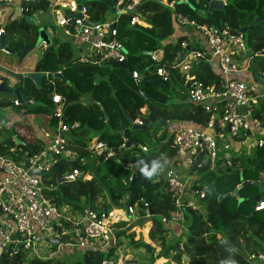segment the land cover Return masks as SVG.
Listing matches in <instances>:
<instances>
[{"label":"trees","instance_id":"trees-1","mask_svg":"<svg viewBox=\"0 0 264 264\" xmlns=\"http://www.w3.org/2000/svg\"><path fill=\"white\" fill-rule=\"evenodd\" d=\"M82 1L93 22H100L110 11L108 3L111 0ZM7 2L8 0H0V5ZM48 8L49 1L40 0L38 3L27 6L26 12L4 25L5 45L18 56L20 51L15 45L16 42L26 48L34 46L38 29L26 23L22 16H32L37 11L44 12ZM176 11L201 25L230 27L239 31L240 28L249 26L257 17L264 21V0L226 1L222 10L212 12H207L206 0H187L178 3ZM202 11L205 13L202 14ZM140 17L146 26H129L132 17L126 13L119 16L115 26L117 38L127 51V68L111 66L108 63L93 64L81 61L79 56L74 54L69 41L55 40L56 48L42 54L34 69L44 74L41 84L44 88L49 87V96L41 93L29 79H24L13 87H19L23 99L30 98L42 104H30L25 112L33 115H47L51 127L56 123V118L52 116L55 105L50 97L55 90L63 98L64 122L79 124V127L70 135L72 148L78 155L77 159L73 162L64 159L50 168L45 176L48 177L46 182L53 188L47 190L46 194L53 199L59 209H66L74 218H77L85 207L95 210L111 207L123 211L135 206L137 216L141 217L137 223L144 221L151 223L148 236L156 243L155 245L160 247L159 253L154 256V247L143 242L142 239L135 241L133 235H129L127 231L131 226L123 229L127 221H119L113 226L118 229L117 238L130 237V243L135 248H143L151 254V262L155 258L164 257L175 264H249L245 260L247 255L264 252V209L256 210V202L251 200L252 197L260 195V200L264 202V190L260 192L257 186L252 185L241 188L237 198L224 199L221 204V213L217 211L218 195L231 193L242 181H258V173L264 172V145L254 147L249 155L233 159L227 165L220 164L216 169L210 170L209 164L203 163L200 168L196 167L192 170L194 188L204 192L201 205L204 207L205 214L196 209H189L185 213L184 243L166 246L163 235L166 232L164 222L169 218L173 204L162 176L166 167L165 159H171L175 155L171 146L172 133L167 132V127L172 121L193 127L205 125L210 120V114L206 113L201 106H195L188 101L180 73L171 71L168 80L162 82L154 72V60L144 54L162 51L161 62H163L170 61L180 49L181 41L187 37L184 34L175 37L174 26L177 23L173 13L156 1H147L141 6ZM243 37L252 54L261 53L264 50V28L261 24L249 26ZM58 71L62 72L66 80L45 75ZM133 71L141 75L142 81L138 86L132 80ZM192 72L205 84L220 83L215 71L203 61H198ZM249 72L254 82L261 80L260 73L262 72L264 76V56L258 55L253 58ZM2 80L8 87L7 80L5 78ZM51 84L55 85L54 89L51 88ZM140 90L145 97L139 94ZM6 95L7 98L0 100V107L14 105L16 98L11 94ZM155 99L164 100L166 103H158ZM142 108H146L145 113H141ZM151 117L156 120L154 124L150 123ZM253 117L261 121L264 126V96L254 104ZM137 119L143 125H148L145 130H147V136L154 141V146L143 144L141 138L134 135L132 130L128 133L127 139L132 146L114 153V158L122 164L134 165L139 180L133 184L129 182L125 188L108 187L106 189L105 175L97 177L94 173H89L91 175L89 180L59 182L60 177L74 168L86 171L85 163L82 161H85L91 153L89 147L93 139L97 138L111 149L121 148L125 140L118 132L131 128ZM159 121L167 122V126L163 128ZM16 126L13 125L9 130L0 128V154L19 158L37 153L42 146L37 138L33 137V140L28 141L17 136L22 143H16L12 136ZM244 137L242 136L240 140ZM143 148L146 149V153ZM12 150H15L16 155ZM145 157L148 158L146 166L149 169L153 165L156 166V173L150 178L145 177L141 171L143 168L138 167ZM97 158L98 161H103L102 156ZM95 168H91L92 172L98 173V167ZM104 190L108 193V201L103 200ZM146 208L150 214L149 217H145ZM250 217H254L257 223L246 227V221ZM61 243L71 242L68 239H62ZM180 244H183L182 249L179 247ZM51 248L54 251L57 249L53 246ZM113 252L114 250L105 253L85 249L80 260L70 263L55 256L26 261L21 252L13 255L5 253L0 257V264H103L111 260L114 256ZM111 261L116 262L115 259ZM259 264H264V261Z\"/></svg>","mask_w":264,"mask_h":264},{"label":"built area","instance_id":"built-area-1","mask_svg":"<svg viewBox=\"0 0 264 264\" xmlns=\"http://www.w3.org/2000/svg\"><path fill=\"white\" fill-rule=\"evenodd\" d=\"M39 1L16 0L18 13L26 12L27 6ZM113 1L112 9L115 13L109 22L91 21L82 0H54L49 7L56 13V24L63 35L79 44L77 47L80 60L93 64L126 62V54L123 52L125 48L117 38L115 26L121 14H129V11L141 3L156 1L164 5L173 13L175 22L187 28L184 33L187 38L181 41L180 49L170 61L161 62L162 57L158 62L156 57H151L155 62L154 72L157 78L166 82L171 71L180 73L188 101L195 106H201L210 114V120L205 125H184L173 131L171 146L175 155L171 159H165V183L173 209L164 226H182L185 224V213L189 209L204 213V207L201 205L204 192L196 190L193 185L191 172L194 168L208 163L209 169L213 170L220 164L227 165L233 159L249 155L254 147L264 145V137H261L264 135V126L253 117L254 104L264 96L260 85L237 78L241 73L248 71L252 58L261 53L252 54L243 34L238 30L201 25L177 12L176 5L187 0ZM11 2L8 0L6 6ZM131 17L129 26H146L140 15ZM1 20L0 16V22ZM3 33V26L0 25V35ZM80 47L87 52L86 55ZM45 48V45H40L36 49H41L43 53ZM198 61L207 63L215 70L220 79L219 84L208 85L196 77L192 71ZM56 73L63 75L61 71ZM131 76L134 84L138 86L142 81L139 72L133 71ZM2 79L0 77V83ZM54 87L55 85L51 84V88ZM139 94L145 97L142 90ZM50 97L55 105L52 116L56 118V123L43 132L42 138L39 139L42 144L40 150L32 156L19 158L0 154V257L5 253L13 255L21 252L26 261L34 258L44 259L45 254L42 251L46 245L51 247L47 239L53 237L58 238L60 244L62 239H68L72 245L83 249L114 250L118 243V229L113 225L122 220L129 222L136 217L133 210L135 206L124 211L116 208L95 210L85 207L77 218L70 214L68 217L66 209H59L46 194L47 190L53 188L46 182L48 177L45 176L50 168L64 159L73 162L78 156L72 148L70 135L79 124L65 123L63 98L55 90ZM18 105L15 101L14 106ZM145 111L146 108L141 109V113ZM134 123L143 124L139 119ZM242 136L245 137L240 140ZM247 137H253L254 143L242 146ZM89 150L95 156H102L103 160L114 157L111 148L99 140ZM144 150L146 151L145 148ZM12 152L15 153V150ZM62 177L66 182L91 179L88 172L79 168H74ZM257 182H264L263 171L258 173ZM263 209L264 202L259 200L256 210ZM149 216L146 208L145 217ZM182 245H179L180 249ZM245 260L249 264H259L264 261V252L247 255ZM110 264L125 263L124 259L119 258Z\"/></svg>","mask_w":264,"mask_h":264},{"label":"crops","instance_id":"crops-1","mask_svg":"<svg viewBox=\"0 0 264 264\" xmlns=\"http://www.w3.org/2000/svg\"><path fill=\"white\" fill-rule=\"evenodd\" d=\"M11 1L12 2L9 6L14 7V10H12V11L9 9V6L2 7V5H0V12L2 14V15H0L2 17V20L0 22L1 26L6 25L12 19L19 17L18 7L16 5V0H11ZM46 31L49 33L50 37L52 36L51 39L53 41V48H55L57 45L55 43L58 42V41L55 42V39H57L56 35L53 33L50 34V31H48V30H46ZM63 41H66V40L63 39ZM78 47H76L77 50H79ZM82 49L83 48L80 47V50H82ZM1 52L3 53L0 55V65L1 66L5 67L7 69H10L12 71L18 72V73H24L27 71H31L30 69H31V65H32L33 71H35L34 69H35V65L37 62L36 57L30 59L29 62L27 61L28 58L30 57L31 53H29L25 58H23L21 60L20 55L18 56L17 54H6V53L4 54V52L2 50H1ZM74 54L78 56L79 53L76 54V52H74ZM261 56H264V55H261ZM253 58H252V60H253ZM252 60H251L250 67L252 66ZM250 67H249L248 71L241 73L237 78L245 79L244 81H246V82H251V81L254 82L252 75L249 72ZM246 74H248V76H246ZM261 74H263V73L262 72L260 73L261 80L257 81L256 83H258L260 85L259 87H260L261 93L264 95V76ZM45 75L49 76V73H46ZM0 77L5 78L7 80L9 87H14L17 85V82L14 79L7 78L1 72H0ZM43 87L44 86H42V84H41V88H43ZM17 107H20V106H17ZM18 109L19 108L13 109V111H17ZM14 114H16V113H14ZM36 116H38V117L31 116L28 121L23 120L25 118L24 115L22 118H19V119H17V117H15L14 118V121H15L14 124L17 126H16V131L15 132L12 131L13 138H15V137L17 138V136H18L20 138L25 139V138L29 137L26 134H29V135H33L34 138L41 139L43 132L51 126L49 125V117L48 116L46 117L45 115L43 116V115H39V114ZM36 118H37V120L35 121ZM0 128H2V127H0ZM38 133H40V134H38ZM139 219H141V217H138L136 215L135 219L130 220L127 223V225L125 226V228H123V229H127L128 227L131 226L127 230V231H129L128 234L129 235L132 234L133 239L135 241L142 239L143 242L148 243L149 245L154 247V249H155L154 256H155L157 253H159L160 247H158V245H155L156 243H154L153 241H151L149 239L148 234H149V231L151 228V223L149 221H144L143 223H141V222L137 223V221ZM185 232H186V226L185 225H182V226H180V225H169L166 228V232L163 233L166 246L170 247V246L176 245L178 243H184V241L186 239ZM44 249L42 251V253L44 252V254H45L44 258L54 257L53 252L46 251ZM113 255L114 256L111 258V260L115 259V261H116L119 258H121V259H124L125 264H175L174 262H172L169 259L164 258V257L157 258V259L155 258L154 261L151 262V254L146 252L143 248H135L130 243V237L121 236L118 238L117 247L114 249ZM182 264H184V263H182Z\"/></svg>","mask_w":264,"mask_h":264},{"label":"rangeland","instance_id":"rangeland-1","mask_svg":"<svg viewBox=\"0 0 264 264\" xmlns=\"http://www.w3.org/2000/svg\"><path fill=\"white\" fill-rule=\"evenodd\" d=\"M53 1L54 0H50L49 3L51 4ZM223 1H224V3H226V1L231 2L232 0H223ZM2 7H6V4H3ZM9 9L12 11V10H14V7L9 6ZM32 16H34V18L40 23V25L45 30L50 31V34L53 33L56 35V38L58 39V40L55 39L56 41H58V42H59V40L63 41V39L68 40L70 42L72 48H73V51L76 52V54L79 53V50H77V48H76L79 44L75 43V40L67 39L63 35L62 30L56 24V13L54 11H52L50 7L44 12L43 11H37ZM113 17H114V12H112L110 9V11H108L104 15V17L101 19L100 22H103V21L109 22L113 19ZM174 29L176 31L175 37H177V36H180L181 34L185 33L187 28L181 27V26L176 24V26H174ZM51 38H52V36H51ZM81 51L85 55L87 54V52L85 50L82 49ZM30 53H31L30 57L27 60L28 62L30 59L35 58V57H36V60H38L40 58V56L43 54V53H41V49H34ZM1 54H3V53L0 50V55ZM30 70L31 71H27V72H34L32 65H31ZM246 76H248V74H246ZM241 80L244 81L245 79H241ZM7 97L8 96L5 93H0V100L5 99ZM29 107H30V103L21 104L20 107H15L14 105L9 106V107H0V127H2L3 130H9L13 125H15L14 124L15 123V121H14L15 117H17V119H19V118H22L24 115L25 118L23 120H25V121H28L31 116L38 117L36 115H32V114L25 112L26 109H28ZM17 108H19L17 111H13V109H17ZM14 113H16V114H14ZM39 115L44 116V114H39ZM45 116L47 117V115H45ZM36 120H37V118L35 119V121ZM180 126H184V125L181 122L172 121L168 124V127H167L168 131L167 132L172 133L173 131H176L177 128H179ZM165 127L166 126H163V128H165ZM150 129L151 128H149V130ZM132 133L134 135L139 136L141 138V142L143 144H147L150 147L154 146V141L152 140V138L147 136V130L136 129V130H133ZM38 134H40V133H38ZM26 135L30 137V138L29 137L25 138L28 141H31L34 139L33 135H29V134H26ZM151 140L153 142H151ZM252 143H254V138L253 137H247L246 143L241 144V145L242 146L247 145V144L251 145ZM84 163H85V167H86V172H88L90 174L94 173V175H97V177H100L101 175H105L107 177L106 181H105V186H104L106 189L108 187H112V188H118V187L125 188V187H127L129 182H130V178L135 173V168H132L131 170L125 169L120 163L117 162V160L114 157L112 159L98 161L97 156H95L92 153H89V155L85 159ZM92 167H96V168L98 167V169H99L98 173L92 172V170H91ZM162 178L165 179L164 173H163ZM255 197H252L251 200L256 202V205H257L260 198L258 200H255ZM103 200H105V201L109 200L108 193L105 190H104ZM103 200H101V201H103ZM133 210H134L135 216H136L137 214H136L135 208H133ZM66 214L68 215V217L70 216L69 213H67V211H66ZM56 248L57 249L54 251L49 245H46V248L44 250L53 252V256L64 259L69 263L74 262L76 260H80L81 256H82V252L85 250V249L80 248L76 245H72L71 243H69V244L61 243ZM103 252L106 253V251H103Z\"/></svg>","mask_w":264,"mask_h":264},{"label":"water","instance_id":"water-1","mask_svg":"<svg viewBox=\"0 0 264 264\" xmlns=\"http://www.w3.org/2000/svg\"><path fill=\"white\" fill-rule=\"evenodd\" d=\"M207 1V12H212L214 10H222L225 3L223 0H206ZM113 0L111 2L108 3V6L110 7L111 11L115 13V11L112 9V4H113ZM144 3H141L139 5H137L133 10L129 11V14L131 15H140V9L141 6ZM202 14L205 13V11L201 12ZM22 18L25 20L26 23L34 25L35 27H37L38 29V36H37V40H36V44L32 47H23L21 46L18 42H16V47L18 48V50L20 51V58L23 59L25 58L31 51H33L34 49L38 48L40 45H45L46 48L43 51V55L46 54L48 51H51L53 49V41L49 35V33L40 25V23L34 18V16H27L24 15L22 16ZM256 24H261L262 27L264 28V21L260 18H256L254 19L249 26H253ZM249 26H244L243 28L239 29V32L242 34H245L246 31L248 30ZM0 48L1 50L6 53V54H15V52L13 50H11L9 47H7L4 43V39H3V35H0ZM123 52L125 54H127V51L125 49H123ZM147 56L150 57H156L158 62L161 61L162 57H163V52L162 51H157L155 53L152 52H146L144 53ZM261 55H264V50L261 52ZM111 66H121L123 68H127V64L126 62H117V61H111L108 63ZM0 72L3 73L7 78H12L14 79L16 82H22L24 79H29L32 81L33 85L43 94L49 96V90L48 89H43L41 88V81H42V77H43V73L41 72H24V73H18L15 71H12L10 69H7L3 66L0 65ZM129 72V71H128ZM49 76H53V77H57V78H62L64 80H66V78L63 77V75H59L57 73H49ZM7 93V94H11L16 98V101L18 102L19 105L21 104H26V103H30V104H34V105H42L40 103H37L33 100H31L30 98H22L21 94H20V90L19 87H7L4 85L3 80L0 83V93ZM156 102L158 103H166V101L164 100H156ZM107 117V116H106ZM156 122L154 117H151V122L152 124H154ZM160 124H162L163 126H167V122L165 121H159ZM148 127L147 124H136L134 123L132 125L131 128H127L122 132H118L119 135L122 136V138L125 140L124 145L119 148V149H111V151L113 153H117L118 151L124 150V149H128L132 146V144L127 140L128 139V133L132 130H136V129H141V130H145ZM16 143L21 144L22 142L19 141L16 137L14 138ZM98 142V139H93L92 142L90 143V147L89 149H92L95 144ZM144 153H146V151L144 150ZM101 155V153H99ZM147 160L148 158L145 157L144 159H142L140 161V163L138 164L139 168H144L147 165ZM118 163H120L125 169L131 170L133 168V166L131 164H122L121 162H119L117 160ZM242 180V176L240 177ZM136 180H139V176L134 173L130 179V184H133ZM59 182H65V179L63 177L59 178ZM248 185H252V186H257L259 191H263L264 190V182H254V181H242V183L237 186L231 193H226V194H219L218 195V199H219V205H218V209L217 211L219 213H221L222 211V202L224 201V199L228 198V197H234L237 198L238 197V193L240 191L241 188L246 187ZM260 197V195H257L255 197V200H258ZM93 210V209H92ZM257 221L255 220L254 217H250L247 219L246 221V227H248L249 225L252 224H256ZM47 242L53 246V247H58L60 245V240L56 237L47 239ZM20 247V246H19ZM110 261H105L103 264H110Z\"/></svg>","mask_w":264,"mask_h":264},{"label":"clouds","instance_id":"clouds-1","mask_svg":"<svg viewBox=\"0 0 264 264\" xmlns=\"http://www.w3.org/2000/svg\"><path fill=\"white\" fill-rule=\"evenodd\" d=\"M48 1H50V0H48ZM50 4V3H49ZM44 75V74H43ZM44 89V88H43ZM45 89H48V88H45ZM49 90V94H50V89H48ZM16 101V100H15ZM96 139V138H95ZM134 168V167H133ZM142 172H143V174H144V176L145 177H152L153 176V174H155L156 173V166L155 165H153L150 169L146 166L145 168H143L142 170H141ZM110 261V260H109ZM111 262V261H110Z\"/></svg>","mask_w":264,"mask_h":264}]
</instances>
